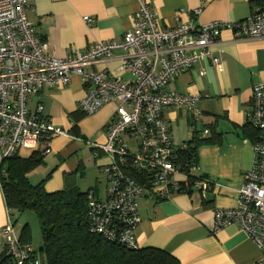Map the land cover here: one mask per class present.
<instances>
[{
    "label": "crops",
    "instance_id": "crops-1",
    "mask_svg": "<svg viewBox=\"0 0 264 264\" xmlns=\"http://www.w3.org/2000/svg\"><path fill=\"white\" fill-rule=\"evenodd\" d=\"M147 1L163 28L176 27L191 18L196 25L245 21L264 8V0ZM199 9L200 13L194 15ZM138 10V0H29L27 15L39 36L47 41L48 55L67 59L99 43L121 41L132 29ZM212 51L222 59L221 71L209 59H203L165 88L167 92L199 95L201 117L193 121L188 109L175 107L166 108L163 114L176 147L189 145L195 138L206 141L219 137L199 147L196 173L217 186L206 192L196 187L165 200L139 199L141 223L136 238L140 248L165 250L181 264H264L261 252L239 223L214 233L215 211L238 207L244 175L253 167L257 133L254 135L249 119L253 90L264 84V39L241 38L226 29ZM125 55L123 49H117L111 58L89 70L107 72L111 78L132 83L135 78L124 69ZM85 96L83 79L74 76L65 88L46 89L30 98L29 109L33 111L41 104L43 115L68 136L53 139L43 164L27 177L33 185L44 182L48 193L74 182L88 197L106 200L110 184L104 169L116 159L92 144H106L108 126L119 105L112 103L94 115H85L80 110ZM75 113L84 116L75 120ZM247 127L251 129L245 131ZM125 143L131 152L138 150L135 140L125 137ZM31 154L22 150L18 156L28 158ZM176 180L183 178L178 176ZM9 219L16 226L0 184V256L6 252L1 230ZM17 231L20 236L22 230ZM30 245L37 252L38 264H46L39 253L43 244L39 250Z\"/></svg>",
    "mask_w": 264,
    "mask_h": 264
},
{
    "label": "built area",
    "instance_id": "built-area-1",
    "mask_svg": "<svg viewBox=\"0 0 264 264\" xmlns=\"http://www.w3.org/2000/svg\"><path fill=\"white\" fill-rule=\"evenodd\" d=\"M138 1L133 27L121 41L99 43L85 53L55 59L48 55L47 41L28 19L29 0H0V174L5 163L22 150H41L45 156L53 139L68 136L43 115L41 104L33 111L28 105L30 98L44 90L63 89L72 77L80 76L86 89L80 110L85 115H94L112 103L119 105L108 126L106 144H92L116 161L104 169L110 184L108 198H88L89 229L132 250L140 249L135 233L141 223L139 199L165 200L196 187L206 192L217 186L196 174L198 162L182 160L188 145L175 146L163 114L166 108H186L197 121L202 115L200 96L167 92L166 86L203 59L221 71L222 59L212 48L226 29L241 38L264 39V8L245 21L196 25L191 18L176 27L163 28L150 3ZM199 13L200 9L194 15ZM117 49L126 52L124 69L135 78L132 83L89 70L111 58ZM249 123L257 131L253 167L244 175L238 207L215 211L214 233L239 223L264 258V84L253 90ZM125 137L138 143L135 153ZM128 169L144 174L147 184L129 176ZM176 175L183 180H176ZM1 235L15 264H38L37 253L30 244L21 242L10 219Z\"/></svg>",
    "mask_w": 264,
    "mask_h": 264
},
{
    "label": "trees",
    "instance_id": "trees-1",
    "mask_svg": "<svg viewBox=\"0 0 264 264\" xmlns=\"http://www.w3.org/2000/svg\"><path fill=\"white\" fill-rule=\"evenodd\" d=\"M82 116L83 113L73 114L75 120ZM249 129L247 127L245 131ZM73 131L79 135L76 127ZM254 131L256 135L257 131ZM218 139L215 137L203 141L195 138L182 154V160L196 163L199 147ZM43 162L41 150L33 151L28 158L15 155L5 163L0 184L11 217L26 211L36 214L43 238L39 253L46 264H181L165 250L154 247L132 250L91 233L89 197L81 193L74 182H67L63 190L53 193L45 190L44 182L31 184L27 175ZM127 174L141 184H147L148 178L144 174L130 169ZM20 238L24 244L31 243L28 225L22 228ZM0 264L15 262L6 251L0 256Z\"/></svg>",
    "mask_w": 264,
    "mask_h": 264
},
{
    "label": "rangeland",
    "instance_id": "rangeland-1",
    "mask_svg": "<svg viewBox=\"0 0 264 264\" xmlns=\"http://www.w3.org/2000/svg\"><path fill=\"white\" fill-rule=\"evenodd\" d=\"M177 175L175 179H177ZM14 221L17 229L22 230V228L28 225L31 233V243L36 250H39V245L43 244L42 232L39 224V220L36 214L32 211H26L14 216Z\"/></svg>",
    "mask_w": 264,
    "mask_h": 264
}]
</instances>
